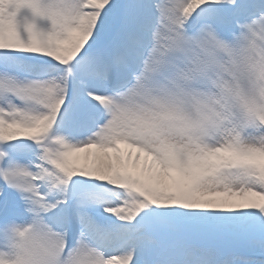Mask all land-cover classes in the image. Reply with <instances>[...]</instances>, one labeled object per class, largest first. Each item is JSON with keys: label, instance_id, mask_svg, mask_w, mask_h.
Returning <instances> with one entry per match:
<instances>
[{"label": "snow or ice", "instance_id": "snow-or-ice-1", "mask_svg": "<svg viewBox=\"0 0 264 264\" xmlns=\"http://www.w3.org/2000/svg\"><path fill=\"white\" fill-rule=\"evenodd\" d=\"M256 58L264 0H0L16 264H264Z\"/></svg>", "mask_w": 264, "mask_h": 264}, {"label": "clouds", "instance_id": "clouds-1", "mask_svg": "<svg viewBox=\"0 0 264 264\" xmlns=\"http://www.w3.org/2000/svg\"><path fill=\"white\" fill-rule=\"evenodd\" d=\"M255 66L246 65L242 71L239 83L235 87L239 90L264 89V58H256L253 62ZM178 121L179 116L172 117ZM17 248L12 239L8 236H0V264H16Z\"/></svg>", "mask_w": 264, "mask_h": 264}, {"label": "bare ground", "instance_id": "bare-ground-1", "mask_svg": "<svg viewBox=\"0 0 264 264\" xmlns=\"http://www.w3.org/2000/svg\"><path fill=\"white\" fill-rule=\"evenodd\" d=\"M78 155L81 157V161H80V162H81V163H85L86 161L83 159V157H84L85 154H84V153H79ZM90 160H91V159H90ZM88 163H89V162H88Z\"/></svg>", "mask_w": 264, "mask_h": 264}, {"label": "rangeland", "instance_id": "rangeland-1", "mask_svg": "<svg viewBox=\"0 0 264 264\" xmlns=\"http://www.w3.org/2000/svg\"><path fill=\"white\" fill-rule=\"evenodd\" d=\"M123 147V146H122ZM91 151H95V150H91ZM91 156H89V159H88V161L87 162H89V163H91Z\"/></svg>", "mask_w": 264, "mask_h": 264}]
</instances>
